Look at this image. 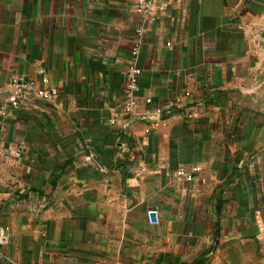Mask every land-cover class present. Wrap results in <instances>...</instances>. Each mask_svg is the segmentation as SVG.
<instances>
[{"label":"crops","instance_id":"0c3cea01","mask_svg":"<svg viewBox=\"0 0 264 264\" xmlns=\"http://www.w3.org/2000/svg\"><path fill=\"white\" fill-rule=\"evenodd\" d=\"M158 1L0 0V264H264V0Z\"/></svg>","mask_w":264,"mask_h":264},{"label":"built area","instance_id":"2783aa9c","mask_svg":"<svg viewBox=\"0 0 264 264\" xmlns=\"http://www.w3.org/2000/svg\"><path fill=\"white\" fill-rule=\"evenodd\" d=\"M159 5L160 3L158 0H137L136 9L150 16L152 19H154L157 16L156 10ZM160 7H163V5H161ZM142 42H143V33L142 31H140V35L135 42L134 48L132 49L133 62L130 64L128 71H127L128 79H127V85H126L124 109L126 110L127 113L130 114V117H131L130 119H133V120L138 118L134 114V108L138 102L136 90L138 88V77L142 71V66H140L138 63V56H139ZM42 82H43L42 86L35 87L34 84L29 85L27 82H24L22 79H18V78L13 79L12 81L13 90L9 94L6 102L0 105V114L2 115L7 114L9 110V106L18 107L21 103L22 94L24 93L25 89L29 86L33 89L34 94L41 98L52 99L59 95V89L57 86L48 85L49 76L47 74L43 75ZM177 105L178 104H170L166 106L155 107V110L148 111L146 116L151 117V116L156 115V117H152V118H157V117H159V119L164 118L163 117L164 113L166 114L171 113L172 110H174ZM110 121L114 122V118L111 117ZM176 174L180 176H184L186 179L193 178L192 173L183 168H178L176 171ZM152 211L156 212L155 209H150L149 210L150 217H152L151 215ZM152 219L154 218L152 217ZM156 219H157V215L154 220Z\"/></svg>","mask_w":264,"mask_h":264},{"label":"water","instance_id":"95a60500","mask_svg":"<svg viewBox=\"0 0 264 264\" xmlns=\"http://www.w3.org/2000/svg\"><path fill=\"white\" fill-rule=\"evenodd\" d=\"M254 92L255 94L253 95V98L259 101L260 103H264V83L261 85V88L258 91H254ZM152 117H156V116L154 115V116H151L150 118ZM151 215L154 219L156 218L155 211H152Z\"/></svg>","mask_w":264,"mask_h":264}]
</instances>
